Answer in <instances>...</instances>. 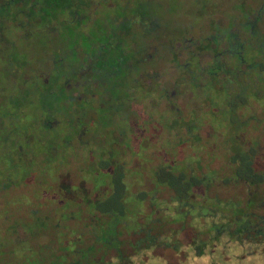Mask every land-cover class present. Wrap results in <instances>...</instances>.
<instances>
[{
	"label": "flooded vegetation",
	"instance_id": "1",
	"mask_svg": "<svg viewBox=\"0 0 264 264\" xmlns=\"http://www.w3.org/2000/svg\"><path fill=\"white\" fill-rule=\"evenodd\" d=\"M59 204L89 246L45 264L124 256L120 224L126 256L224 234L264 264V0H0V264H44Z\"/></svg>",
	"mask_w": 264,
	"mask_h": 264
},
{
	"label": "rangeland",
	"instance_id": "2",
	"mask_svg": "<svg viewBox=\"0 0 264 264\" xmlns=\"http://www.w3.org/2000/svg\"><path fill=\"white\" fill-rule=\"evenodd\" d=\"M45 194V193H44ZM53 193H48V198L52 199ZM222 194V193H221ZM160 197L164 196V193H160ZM50 207H47L49 209ZM45 209V208H44ZM144 211H147L148 209L146 207L142 208ZM69 211L73 214V217L77 218V210L75 207H63L60 204L58 205V208H51V212H53L57 217H52L51 220H57V226H55L54 222H45L43 226L41 227V233L39 234V237L36 235V239H40L41 245H43V262L46 261L47 255L46 252L50 249L52 250L55 247V243L53 239L57 241L58 248L60 246H63L65 248H70L73 244H77L78 247H86L89 246V238L90 233L87 229V221L82 220L78 222H72V220H67V215ZM231 215L235 214L234 212L230 213ZM140 216V215H138ZM171 216H175L174 214H171ZM127 224H120L119 230L120 234L118 235V238L121 239L122 249L125 253L124 256H126V253L130 252L129 243H133L137 241L138 235L131 234V232H128V229H126ZM58 228V229H56ZM56 229V230H55ZM55 230V231H54ZM171 230H173V226L171 225ZM223 236L219 237L218 240L215 241L213 246V253H218L220 249L222 253H218L217 256L212 255V259L208 258L210 255H206L210 251H205L200 257H197L195 254H193L192 249L190 246L186 245H177L176 246V257L173 255H162L159 256L157 253H159L160 250L150 251L148 249L144 250L143 252H139L138 254L135 253L131 256V260L133 261V264H166L164 262V259H166L168 264H176V259H179V262L181 264H209L212 260H214V264H247V260L250 259L254 254L252 255H241L239 251L234 250V247L232 246L231 242L226 243L224 246H220L218 248L219 243H224V234ZM80 236V237H79ZM206 235H203V237ZM81 238V239H80ZM32 239V240H31ZM30 239L31 242L34 241L35 236H32ZM92 249H91V255L90 259L94 261L93 263L97 264H112L114 262L115 264V256L114 251L110 249L106 243L101 241H93L91 243ZM23 245V243H22ZM7 247H13V240H10L9 243L6 245ZM180 250H183L184 257L177 256L178 252ZM85 253V252H84ZM16 254L18 255V250H16ZM12 256V255H11ZM24 258H33L34 252L30 250H25L23 254L20 255ZM123 256V257H124ZM129 256V255H128ZM12 261V258H11ZM56 261L60 262V258H56ZM128 260L124 257L121 261L116 264H124V262H127ZM261 262H258L257 264H260Z\"/></svg>",
	"mask_w": 264,
	"mask_h": 264
},
{
	"label": "trees",
	"instance_id": "3",
	"mask_svg": "<svg viewBox=\"0 0 264 264\" xmlns=\"http://www.w3.org/2000/svg\"><path fill=\"white\" fill-rule=\"evenodd\" d=\"M96 209L98 210V211H100V212H102V213H104L105 212V209L103 208V207H96ZM114 211V210H113ZM107 214H109L108 213V211L106 212ZM114 224H110L109 225V227H108V238L109 239H107V241H112L111 243H112V245L114 246V245H116V243H117V241L115 240V236H116V233H115V230H114ZM101 233L100 232H98L97 234H96V236H94L95 238V241L96 240H100V238H101ZM100 237V238H99ZM101 242H103V240H100ZM107 244V243H106ZM92 245V244H91ZM91 249H92V246H90V248H89V250L87 249L86 250V257H85V261H84V264H97V263H93L94 261H92L89 257H90V255H91ZM90 252V253H89ZM89 253V254H88ZM251 255V254H250ZM201 256V255H200ZM200 256H197V257H200ZM126 259H129V258H131V256H124ZM123 256H115V264H116V262L118 263L119 261H121L123 258H124ZM122 258V259H121ZM208 258H210V259H212V257L210 256V257H208ZM50 262V261H49ZM49 262H46V263H48L49 264ZM258 262H261L260 260H259V258L257 257V255L256 256H252L250 259H248L247 260V264H257ZM44 264H45V262H43ZM124 263H126V262H124ZM78 264V263H77ZM79 264H82L81 262H79ZM112 264H114V262L112 263ZM208 264V263H207ZM209 264H214V260H212ZM260 264H263L262 262L260 263Z\"/></svg>",
	"mask_w": 264,
	"mask_h": 264
}]
</instances>
